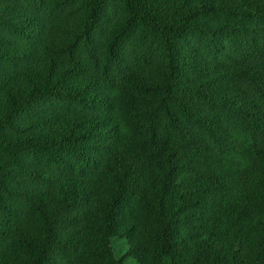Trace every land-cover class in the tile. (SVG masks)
Here are the masks:
<instances>
[{
	"label": "trees",
	"instance_id": "trees-1",
	"mask_svg": "<svg viewBox=\"0 0 264 264\" xmlns=\"http://www.w3.org/2000/svg\"><path fill=\"white\" fill-rule=\"evenodd\" d=\"M119 237L264 264V0H0V264Z\"/></svg>",
	"mask_w": 264,
	"mask_h": 264
},
{
	"label": "rangeland",
	"instance_id": "rangeland-1",
	"mask_svg": "<svg viewBox=\"0 0 264 264\" xmlns=\"http://www.w3.org/2000/svg\"><path fill=\"white\" fill-rule=\"evenodd\" d=\"M109 15L106 13V20H109ZM113 249L115 257L121 264H137L135 260L129 256L130 245L129 242L122 238H116L113 241Z\"/></svg>",
	"mask_w": 264,
	"mask_h": 264
}]
</instances>
